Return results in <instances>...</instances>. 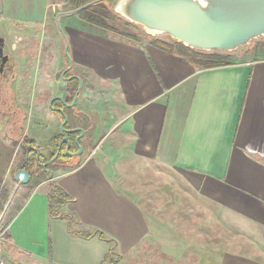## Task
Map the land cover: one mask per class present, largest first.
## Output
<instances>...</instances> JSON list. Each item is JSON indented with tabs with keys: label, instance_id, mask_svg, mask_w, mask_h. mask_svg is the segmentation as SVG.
I'll return each instance as SVG.
<instances>
[{
	"label": "crops",
	"instance_id": "obj_1",
	"mask_svg": "<svg viewBox=\"0 0 264 264\" xmlns=\"http://www.w3.org/2000/svg\"><path fill=\"white\" fill-rule=\"evenodd\" d=\"M59 5L0 0L13 64L0 74V264H107L108 242L73 233L96 231L118 264L152 240L145 264H264V57L200 69L71 15L60 18L70 66ZM67 137L70 163L26 169V138L49 158ZM159 168L193 194L181 222L159 205L147 215L129 190ZM52 185L72 199L61 208L71 227L51 215Z\"/></svg>",
	"mask_w": 264,
	"mask_h": 264
},
{
	"label": "water",
	"instance_id": "obj_2",
	"mask_svg": "<svg viewBox=\"0 0 264 264\" xmlns=\"http://www.w3.org/2000/svg\"><path fill=\"white\" fill-rule=\"evenodd\" d=\"M105 1L94 0L66 12L59 5L56 24L65 38L70 66L72 60L68 39L60 18L77 15ZM112 10L129 23L142 28L151 37H169L187 48L203 53L217 51L235 54L249 48L253 42L264 39V0H116ZM4 49L5 41L0 36V73L4 72L10 59ZM64 132L68 133L66 130ZM64 141L71 145L69 137ZM76 144L81 149L80 142L76 141ZM17 180L26 183L29 173L20 171Z\"/></svg>",
	"mask_w": 264,
	"mask_h": 264
},
{
	"label": "rangeland",
	"instance_id": "obj_3",
	"mask_svg": "<svg viewBox=\"0 0 264 264\" xmlns=\"http://www.w3.org/2000/svg\"><path fill=\"white\" fill-rule=\"evenodd\" d=\"M56 2L58 3V5L59 4L62 5L65 11L73 10L71 9V7L68 6L66 0H58ZM51 23L52 26L54 27L55 23L54 25L53 22ZM109 24L112 28L116 30L117 32L116 35L119 36L122 34L124 36L131 37L130 39H132V37L134 39L135 38L137 39V37L141 38L142 36H144L147 40H149L148 38L158 39L149 36L142 28L129 23L122 17L116 15L114 12L113 14L110 15ZM0 36L2 37L1 31H0ZM161 38L171 41L169 37H160V39ZM244 51L247 52L238 54L237 56H233L232 60L234 62H242L244 60L253 61L260 57H264V41L261 39L255 41L251 44L249 48L245 49ZM22 149L23 151L26 150L25 143L22 144ZM177 178H178L177 175H175L170 171H166L160 168L158 170L154 169L153 172H151L149 175H146L144 177V181L148 182L146 185L136 187L135 190L133 188H129V190L132 193H134V197L138 200L140 207L142 208L143 211H145L147 215L155 214L157 211V207L159 205L160 208H162V206L164 207L163 211H165V214H168L173 210L179 212L178 217H180L179 218L180 221L178 220L177 221L181 222L180 212L186 213L190 209V204L187 203L188 199H184V196L188 197L189 195L192 196L193 194L192 192H190L191 194H189V189L186 186H183L179 182H177L176 181L178 180ZM173 186L175 188H173ZM5 190L7 193L10 194V192L13 191V188L12 187L10 188V186H6ZM4 196H6V194L2 192L1 197L4 198ZM174 206H176V208H174ZM7 222L8 219H6L5 222L2 221L1 224L3 229L6 227ZM191 225H195V224L191 222ZM152 246L155 247V241L153 240L149 241V244L148 243L144 244L143 242L138 247V249H136L132 254L126 257V259H124L122 264H145L147 260L149 263H153V261H156L158 255L156 249L152 248ZM116 258L117 260L121 259L120 256L119 257L117 256Z\"/></svg>",
	"mask_w": 264,
	"mask_h": 264
},
{
	"label": "trees",
	"instance_id": "obj_4",
	"mask_svg": "<svg viewBox=\"0 0 264 264\" xmlns=\"http://www.w3.org/2000/svg\"><path fill=\"white\" fill-rule=\"evenodd\" d=\"M94 0H66L67 4L71 9H78L86 4L93 2ZM116 0H107L103 3L96 4L94 6H91L90 8L80 12L78 15L79 19L88 24L92 27H97L99 29H102L106 32H111L114 34H117L116 30L112 28L109 24L110 15L113 14L112 6L115 3ZM124 38L130 39L131 37H127L124 35H120ZM133 38V37H132ZM150 41L153 42V44L163 50L170 51L172 53L178 54L180 56L185 57L187 60H189L192 64H194L196 67L200 69H213V68H219V67H226L233 64V56H237L238 54L247 52V51H241L239 53L235 54H228L224 52H211V53H203L195 51L191 48L185 47L183 44L177 43L173 40L168 41L165 39H153L148 38ZM264 41V39H261ZM77 89L72 91V94L76 93ZM60 141V138L53 139L51 141V145L53 146L57 142ZM25 149L30 150L29 157H28V163L26 164V169H30L34 163L38 164H45L48 162V158L45 156H42L38 153L36 150V143L33 140L25 139ZM68 146H73L72 140L71 145L66 143L61 151L56 152L52 158L58 157V159L65 163H70V161L73 160V157L67 155ZM77 151V150H76ZM73 152V153H72ZM75 151H71L70 154H75ZM50 212L52 217L54 218H64L66 217L69 221V225H73L74 220L71 219L70 216L64 214L61 211V208H63L68 202H70L72 199L60 188L55 185H52L51 191H50ZM74 235H81L85 237H92L94 235H100L102 240L108 242L110 244V251L108 252L106 256L105 262L107 264H117L119 260H117V256L119 257L117 253V244L115 241L110 240L106 238V236L101 232H73ZM111 260V261H110Z\"/></svg>",
	"mask_w": 264,
	"mask_h": 264
},
{
	"label": "flooded vegetation",
	"instance_id": "obj_5",
	"mask_svg": "<svg viewBox=\"0 0 264 264\" xmlns=\"http://www.w3.org/2000/svg\"><path fill=\"white\" fill-rule=\"evenodd\" d=\"M5 53V52H4ZM13 64H12V60H10L9 59V62H8V64H7V66L5 67V69H4V72L3 73H0L1 75H3V76H5V80H8L9 78H10V76L9 75H11L12 74V72H13V66H12ZM59 144V145H58ZM66 144V142H64V141H62V140H60L59 142H57L55 145L57 146L56 147V149H55V151H53V153L51 154V156L48 158V162L47 163H45V164H43V165H41V164H38L37 162L36 163H34V165H38V166H44V165H46V169L45 170H49V168H50V166L51 165H53V164H55L56 162H59L60 160L58 159V157H55V158H52V156L57 152L58 153V151H61L62 150V148H63V146ZM54 145V146H55ZM28 151V153H30V150H27ZM67 153V155L70 153V152H66ZM41 155V154H40ZM69 156H72L71 154L69 155ZM28 157H29V155L27 156V159H26V163H25V167H26V164L28 163ZM47 158V157H46ZM62 162V161H61ZM52 163V164H51ZM48 164V165H47ZM47 172V171H46Z\"/></svg>",
	"mask_w": 264,
	"mask_h": 264
},
{
	"label": "built area",
	"instance_id": "obj_6",
	"mask_svg": "<svg viewBox=\"0 0 264 264\" xmlns=\"http://www.w3.org/2000/svg\"><path fill=\"white\" fill-rule=\"evenodd\" d=\"M2 239V236H1V234H0V240Z\"/></svg>",
	"mask_w": 264,
	"mask_h": 264
}]
</instances>
